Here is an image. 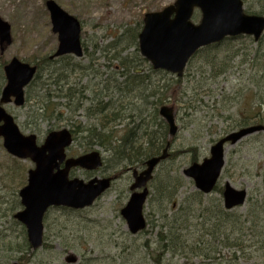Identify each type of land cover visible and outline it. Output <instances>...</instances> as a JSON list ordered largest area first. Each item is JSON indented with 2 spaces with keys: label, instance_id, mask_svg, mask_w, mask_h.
<instances>
[{
  "label": "rangeland",
  "instance_id": "obj_1",
  "mask_svg": "<svg viewBox=\"0 0 264 264\" xmlns=\"http://www.w3.org/2000/svg\"><path fill=\"white\" fill-rule=\"evenodd\" d=\"M54 1L81 24L80 58L46 60L56 50L58 38L51 30L45 0H0V17L10 24L11 35L10 44L0 52V91L5 84L3 65L13 56L38 68L37 77L25 89L24 104L5 105L20 131L35 134L40 144L50 130H72L76 121L85 125L89 121L85 107L97 97L94 93L101 90L104 79L118 73L120 59L135 63L152 87H163L164 104L173 107L178 130L174 137L166 132L171 155L156 167L149 183L143 231L131 234L120 214L132 182L131 172L125 171L89 207H50L42 219V244L35 249L27 243L25 227L13 216L22 209L18 191L34 164L8 154L0 139V264H264V130L225 146L218 184L244 189L243 204L225 209L221 193L196 194L193 181L183 174L191 163L209 157L210 146L228 132L264 124V33L258 41L239 35L205 46L176 76L152 70L138 48L144 14L162 10L175 0ZM242 8L245 13L260 14L264 0H242ZM200 17L195 8L190 20L197 24ZM57 80L72 86L69 98L55 91ZM79 92L87 98L82 100L83 108L74 115L65 109L56 120L50 112L54 104L63 108L71 99L79 104ZM134 96L133 92L123 98L124 103L131 102L130 111L133 101L137 102ZM152 129L159 130L157 122ZM86 149L85 142L76 138L67 154L78 155ZM92 149L106 156L98 146ZM121 167L103 163L94 171L72 168L68 177L88 181ZM166 177L170 185L161 186Z\"/></svg>",
  "mask_w": 264,
  "mask_h": 264
},
{
  "label": "water",
  "instance_id": "obj_2",
  "mask_svg": "<svg viewBox=\"0 0 264 264\" xmlns=\"http://www.w3.org/2000/svg\"><path fill=\"white\" fill-rule=\"evenodd\" d=\"M45 6L52 31L58 36L57 48L50 58L65 54L82 56L79 21L54 0H46ZM194 8H198L201 14L197 24L190 20ZM263 31L264 15L245 14L242 0H175L162 10L144 14L138 48L141 56L154 69L181 76L186 63L199 48L240 34L249 35L257 41ZM10 42V24L0 17V52ZM3 70L6 83L0 93L2 146L12 156L29 158L34 163V167L27 172L26 185L18 192L23 208L14 217L25 226L27 240L35 249L42 244V219L49 207H88L109 188L112 178L94 176L87 182L78 178L68 179L71 167L92 171L102 165V157L99 151L93 150L66 158L65 148L72 142L67 128L48 132L40 145L36 143L35 134H22L3 104L11 101L16 106L24 104V87L34 77L36 66L12 57ZM159 114L168 125L169 135H175L177 125L173 109L161 105ZM263 129V125H252L231 131L210 146L209 157L185 168L184 176L191 178L194 187L203 194L211 192L225 162V145L234 144L246 135ZM169 147L168 141L159 155L145 160L143 170H132L131 193L120 210L131 234L140 232L146 226L143 207L148 196L147 183L152 179L156 165L168 156ZM62 163L63 167H60ZM222 197L224 208L231 209L244 203L246 191L235 189L226 182Z\"/></svg>",
  "mask_w": 264,
  "mask_h": 264
},
{
  "label": "trees",
  "instance_id": "obj_3",
  "mask_svg": "<svg viewBox=\"0 0 264 264\" xmlns=\"http://www.w3.org/2000/svg\"><path fill=\"white\" fill-rule=\"evenodd\" d=\"M259 12L263 14L264 8ZM64 57L53 60L46 58V60L52 63ZM120 64L121 66H119L115 77L104 79L101 90L94 93V95H97V99L90 100L85 107V113L89 121L85 125L80 121H76L72 125L73 140L80 138L84 141L86 150H91L94 146L102 149L106 153V156L103 157L105 165L110 167L122 165L120 169L111 174L113 177H118L129 166L135 167L134 164L141 167L146 158L159 154L165 143L168 140L171 141V138L166 136V132H168L167 125L158 114V107L164 104L167 98L166 92L163 93V87H152L154 84L149 82L148 76L143 71L136 68L135 63L129 64L126 60L120 59ZM37 75L38 72L35 78ZM54 84L57 86L55 91H60L61 97L69 98V94L74 93L72 86H69L67 81L57 80ZM73 89L75 90V86ZM133 92L136 94L134 99L137 102L133 101L134 110L130 111L128 107L131 102L124 103L123 98L126 99ZM146 92L148 93L147 97ZM79 93V104L73 103L72 99L68 101L69 104H64L63 108L59 107V104H54V108L50 112L52 115L55 114L56 120L62 118L65 109L74 115L76 110L83 108L82 100L84 101L87 98L83 96V92ZM48 96H50V93L46 98ZM150 98H153V100H150ZM146 105L150 106L146 107ZM145 118L150 119V122H146ZM122 122H124L123 126L118 128ZM155 122L159 126L157 131L152 129ZM257 122L261 121L257 120ZM244 124L246 123H239V125ZM191 161H195L194 155ZM176 182L178 183V180ZM165 184L170 185L169 177L165 178L161 186ZM214 190L221 193L222 187L217 183ZM198 193L196 192V194ZM171 194L173 195V192ZM164 197L168 199L167 195Z\"/></svg>",
  "mask_w": 264,
  "mask_h": 264
},
{
  "label": "bare ground",
  "instance_id": "obj_4",
  "mask_svg": "<svg viewBox=\"0 0 264 264\" xmlns=\"http://www.w3.org/2000/svg\"><path fill=\"white\" fill-rule=\"evenodd\" d=\"M147 117V116H146Z\"/></svg>",
  "mask_w": 264,
  "mask_h": 264
}]
</instances>
